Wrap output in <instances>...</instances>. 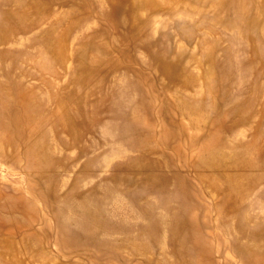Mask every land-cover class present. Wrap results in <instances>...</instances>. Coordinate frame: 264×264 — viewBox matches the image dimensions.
<instances>
[{"label": "rangeland", "instance_id": "374dc122", "mask_svg": "<svg viewBox=\"0 0 264 264\" xmlns=\"http://www.w3.org/2000/svg\"><path fill=\"white\" fill-rule=\"evenodd\" d=\"M0 196V264H264V0H0Z\"/></svg>", "mask_w": 264, "mask_h": 264}, {"label": "bare ground", "instance_id": "6f19581e", "mask_svg": "<svg viewBox=\"0 0 264 264\" xmlns=\"http://www.w3.org/2000/svg\"><path fill=\"white\" fill-rule=\"evenodd\" d=\"M57 110V109H56ZM39 118V117H38ZM48 119V118H47ZM47 121V120H46ZM48 126V125H47ZM1 197V196H0ZM18 198V197H17ZM15 206V205H14ZM7 208V207H6ZM14 208V207H13ZM8 209V208H7ZM18 210V209H17ZM2 216V215H1ZM4 219V218H3ZM4 222V221H3Z\"/></svg>", "mask_w": 264, "mask_h": 264}]
</instances>
